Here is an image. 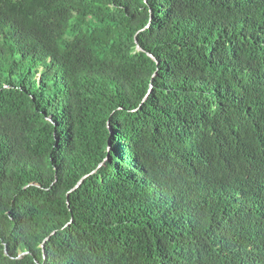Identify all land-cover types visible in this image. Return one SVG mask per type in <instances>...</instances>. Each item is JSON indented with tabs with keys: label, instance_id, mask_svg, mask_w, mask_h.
<instances>
[{
	"label": "trees",
	"instance_id": "obj_1",
	"mask_svg": "<svg viewBox=\"0 0 264 264\" xmlns=\"http://www.w3.org/2000/svg\"><path fill=\"white\" fill-rule=\"evenodd\" d=\"M43 263L264 264V0H0V264Z\"/></svg>",
	"mask_w": 264,
	"mask_h": 264
},
{
	"label": "water",
	"instance_id": "obj_2",
	"mask_svg": "<svg viewBox=\"0 0 264 264\" xmlns=\"http://www.w3.org/2000/svg\"><path fill=\"white\" fill-rule=\"evenodd\" d=\"M137 49L139 50V51H143L141 48H140V46L139 45H137ZM148 56L149 57H151L154 61H156V59L151 55V54H148ZM157 62V61H156ZM85 178V177H84ZM84 178L78 183V185L73 189V190H76L78 187H80V185H81V183H82V181L84 180ZM49 239H46L43 243H42V245H41V249H42V251H43V254H44V259H46V254H45V243L48 241ZM6 253V255H7V251L5 252ZM44 264V263H43Z\"/></svg>",
	"mask_w": 264,
	"mask_h": 264
}]
</instances>
